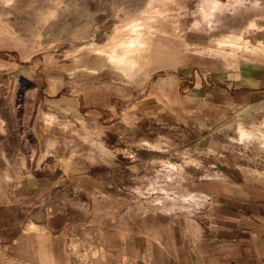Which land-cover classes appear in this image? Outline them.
Masks as SVG:
<instances>
[{
  "label": "rangeland",
  "instance_id": "374dc122",
  "mask_svg": "<svg viewBox=\"0 0 264 264\" xmlns=\"http://www.w3.org/2000/svg\"><path fill=\"white\" fill-rule=\"evenodd\" d=\"M149 1L0 0V264L127 262L149 229L210 223L222 165L264 175V108L212 105L192 71L263 68L264 16L245 0L211 27L203 0H159V54L130 70L98 54Z\"/></svg>",
  "mask_w": 264,
  "mask_h": 264
},
{
  "label": "crops",
  "instance_id": "0c3cea01",
  "mask_svg": "<svg viewBox=\"0 0 264 264\" xmlns=\"http://www.w3.org/2000/svg\"><path fill=\"white\" fill-rule=\"evenodd\" d=\"M248 5L264 16V0H249ZM209 41L204 32L187 31L188 44L206 47ZM197 60L192 71L200 85L195 87L212 105L264 108V67L224 72L221 79L216 77L221 72L215 75ZM209 179L208 225L192 231L178 224L149 229L136 243L144 248L141 257L127 262L112 258L108 264H264V175L250 167L224 164Z\"/></svg>",
  "mask_w": 264,
  "mask_h": 264
},
{
  "label": "bare ground",
  "instance_id": "6f19581e",
  "mask_svg": "<svg viewBox=\"0 0 264 264\" xmlns=\"http://www.w3.org/2000/svg\"><path fill=\"white\" fill-rule=\"evenodd\" d=\"M245 4V0H227L226 2L220 0H203L201 4L202 17L208 22L209 26L212 25L214 14L218 9L242 7ZM162 3L159 0H150L147 10H144L139 17L132 19L123 26V31H127L129 34L125 39L111 44L108 48H97L96 52L100 55H106L108 61L124 68L136 67L139 65L136 63V56L141 55L144 52L155 51L154 43H161L159 40L161 36L165 34V28H158L157 15L167 17L165 12L161 9ZM156 16H155V15ZM253 26V25H252ZM241 38H236L234 41H230L225 36H219L215 40V45L218 50H223L226 46H237ZM233 43V44H230ZM264 53L263 43L259 44L258 49ZM152 52V53H153ZM160 53V52H159ZM156 50L154 54H159Z\"/></svg>",
  "mask_w": 264,
  "mask_h": 264
}]
</instances>
